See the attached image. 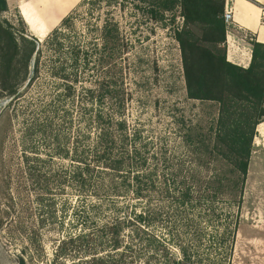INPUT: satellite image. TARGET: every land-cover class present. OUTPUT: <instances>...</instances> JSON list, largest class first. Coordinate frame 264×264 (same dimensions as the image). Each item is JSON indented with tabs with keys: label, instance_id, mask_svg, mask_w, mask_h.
Returning <instances> with one entry per match:
<instances>
[{
	"label": "rangeland",
	"instance_id": "1",
	"mask_svg": "<svg viewBox=\"0 0 264 264\" xmlns=\"http://www.w3.org/2000/svg\"><path fill=\"white\" fill-rule=\"evenodd\" d=\"M57 1L46 0L41 6L45 25L41 36L40 25L31 27L14 9L1 15L13 25L17 38L21 32L35 37L41 53L38 75L22 82L19 96L0 95V264H18V257L25 264H72L89 259L79 255L82 245L67 243L57 258L54 250L69 235L89 233L90 226L82 222L86 213L89 221L94 218L93 224L111 219L109 196L115 198L112 207L121 217L133 219L147 206L167 214L165 220L157 219V214L154 219L159 222L152 226L143 227L140 222L137 236L130 226L125 227V247L95 254L110 252L112 263L164 264L160 257L150 259L156 241H168L167 247L178 257V246L169 240L177 237L192 242L194 264H264V119L261 129L255 128L239 205L221 193L183 211L205 221V217L220 218L218 225H182L185 216L180 208L171 200L161 202L154 194L149 199H135L130 192L104 194L108 176L97 187H92L91 180L81 185L78 177L73 178L81 170V177L87 179L84 164L75 157L88 159L99 114L102 119L116 115L126 123L138 159L145 161L137 164L142 168L138 180L143 183L165 170L170 183L196 184L208 179L203 177L222 174L227 167L221 161L207 163L196 152L201 151L196 136L205 138L212 133L208 127L218 114V105L186 97L174 39V31L182 26L177 7L159 12L154 19L147 3L138 0H63L68 5L65 12H59ZM65 17L68 20L63 24ZM105 24L118 28L112 50L102 49ZM53 30L57 33L47 40ZM103 56L107 62L101 68L98 58ZM57 69L68 81L51 74ZM100 82L103 93L95 92L91 100L86 89ZM188 136L194 137L192 143ZM154 169L157 172L148 175ZM116 177L119 184L131 178L125 182ZM127 203L131 205L125 207ZM163 220L169 223L167 227L160 223Z\"/></svg>",
	"mask_w": 264,
	"mask_h": 264
},
{
	"label": "trees",
	"instance_id": "2",
	"mask_svg": "<svg viewBox=\"0 0 264 264\" xmlns=\"http://www.w3.org/2000/svg\"><path fill=\"white\" fill-rule=\"evenodd\" d=\"M138 1L147 3L150 17L154 19L159 12L169 11L175 7L179 9L182 26L174 31V39L180 51L186 97L198 101H211L218 105V114L208 127L212 133L205 138L202 135L196 136L200 144L199 149L202 151L196 152L200 157L204 156L207 163L224 162L227 169L222 174H213L212 178L211 175L203 177L208 179L199 180L196 184L185 181L170 183L168 179L170 174L168 175L165 170L155 175L159 180L151 178L143 183L138 180L139 170L141 171L142 168H137V164L142 165L145 161H139L138 148L131 143L133 135L127 133L126 123L116 115H108L102 119V115L99 114L95 117L98 131L89 150L88 159L80 155L75 157L77 162L84 164L87 179L81 177L83 175L81 170L76 171L73 178L78 177L81 185L91 180L92 187H97L99 182L108 176L111 177L110 183L103 188L104 194L108 192L109 195L110 193L116 195L120 192L117 194L120 195L130 192L135 199H149L154 194L161 202L171 200L175 208H180L181 216H185L181 217L182 225L190 227H199L200 224L218 225L220 218H214L213 221V217H205L207 218L205 221L202 218L198 219L199 216L196 215L189 216L188 212L183 214V211L186 208L191 210L192 207L212 200L221 193H226L229 201H237L238 205L240 203L255 128L264 119V44L253 41L251 62L246 68L240 67L228 62L225 57L224 0ZM7 9L6 0H0V95L13 99L19 96L18 90L23 81L32 80L38 75L41 50L35 37L21 32L20 37L17 38L13 25L1 17ZM67 20L68 18H63V24ZM56 33V30H53L47 40ZM101 38L102 49L112 50L118 40L117 26L105 24L101 29ZM98 60L100 67L103 68L107 57L103 56ZM61 71L57 69L51 74L65 82L68 81V76L60 73ZM98 86L86 89V94L91 100L97 95L95 92H101L102 95L103 83L100 82ZM188 138L190 143L194 141V137L188 136ZM152 172L157 170L148 171V175ZM116 176L123 177L125 182L129 176L131 178L128 183L123 181L119 184ZM196 176L197 174L190 175L192 178ZM202 196L207 198L202 199ZM109 199L113 204L108 209L113 213V217L98 225L91 222L94 218H90L89 221L86 217L89 213H86L82 216L84 217L82 222L84 226H90L89 233L80 231L59 241L54 250L55 258L64 254L63 247L71 243L76 246L82 245L79 246L81 248L80 252L78 251L79 255L90 256L89 259L80 258L79 263L73 261L72 264H122L120 260L112 263L113 256L110 252L103 255L95 254L105 251V248L111 251L125 247L122 239L125 227L130 226V232H134L137 236L135 231L141 227L140 222L143 227L152 226L155 221L159 222L161 217L164 219L163 217L167 216L163 209L165 213L154 212V209L147 206L142 207L137 214L133 212V219L121 217L116 214V207H112L116 206L115 198L109 196ZM129 205L131 204L127 203L125 207ZM157 214L160 215L157 217L159 220H155ZM164 220L160 223L167 227L169 223ZM235 229L236 225L233 221V231ZM91 235L95 236L94 240ZM169 240L178 246L179 256L176 257L169 250L168 241L164 240L161 243L156 241L158 245L157 248L154 247L150 259L160 257L164 264H194L195 251L192 250V242L184 243L177 237ZM152 241L155 242L154 239ZM18 264H25L23 257H18Z\"/></svg>",
	"mask_w": 264,
	"mask_h": 264
},
{
	"label": "crops",
	"instance_id": "3",
	"mask_svg": "<svg viewBox=\"0 0 264 264\" xmlns=\"http://www.w3.org/2000/svg\"><path fill=\"white\" fill-rule=\"evenodd\" d=\"M30 1L6 0L7 11L14 9L31 27L40 25L38 34L41 36L45 25L42 23L40 13L41 6L46 0ZM56 4L59 12L68 9L67 3L63 0L57 1ZM230 6L232 20L225 24V57L228 62L246 68L252 58V42L264 44L262 22L264 0H232ZM261 123L257 125L256 130L261 129Z\"/></svg>",
	"mask_w": 264,
	"mask_h": 264
},
{
	"label": "built area",
	"instance_id": "4",
	"mask_svg": "<svg viewBox=\"0 0 264 264\" xmlns=\"http://www.w3.org/2000/svg\"><path fill=\"white\" fill-rule=\"evenodd\" d=\"M231 1L232 0H224L223 21L225 24H228L232 20ZM262 18V22L264 23V8L262 9Z\"/></svg>",
	"mask_w": 264,
	"mask_h": 264
}]
</instances>
